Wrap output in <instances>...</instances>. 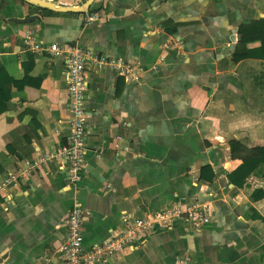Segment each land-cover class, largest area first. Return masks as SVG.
<instances>
[{
  "label": "crops",
  "instance_id": "1",
  "mask_svg": "<svg viewBox=\"0 0 264 264\" xmlns=\"http://www.w3.org/2000/svg\"><path fill=\"white\" fill-rule=\"evenodd\" d=\"M45 1L57 7L0 0V68L19 83L0 116V179L56 151L69 133L68 58L28 52L26 30L46 45L130 61L143 76L128 83L109 67L88 66L85 174L71 185L60 161L0 194V264L62 258L76 202L91 213L83 226L89 250L118 233L125 215L194 198L211 204V224L174 222L112 264H175L185 255L191 264H264V164L242 186L229 179L264 148V59H234L241 27L264 20V0H94L84 13L69 8L89 0ZM90 13L103 19L85 26ZM168 38L182 42L180 53L163 49Z\"/></svg>",
  "mask_w": 264,
  "mask_h": 264
},
{
  "label": "built area",
  "instance_id": "2",
  "mask_svg": "<svg viewBox=\"0 0 264 264\" xmlns=\"http://www.w3.org/2000/svg\"><path fill=\"white\" fill-rule=\"evenodd\" d=\"M103 19L99 13L87 14L83 19L84 25L89 26ZM23 45L28 52L41 55L48 54L51 60L63 55L68 58V91L70 97L69 110L71 119L69 133L65 143L56 151H47L32 161L26 162V168L7 173L0 179V194H5L16 188L23 180L29 179L33 171L49 164H58L66 161L68 165L69 183L76 186L85 174L86 169V129H87V69L88 66L97 69L109 67L128 83H139L142 80L143 70L130 61L122 58L105 56L100 53L84 50L77 45L60 47L57 44H43L36 29L26 30L22 38ZM163 49H176L179 53L183 49L180 40L168 38L163 43ZM165 62V57L160 56L153 66L158 70ZM90 211L75 203L67 219V233L65 242L59 252L62 258L51 261L52 264H112L116 257L126 250L137 245L139 241L157 230H167L174 222H182L200 230L212 222V206L209 202L194 198L185 206H170L153 215L145 217H132L125 215L121 230L110 239L95 245L93 248L84 249L83 226L86 216ZM45 264L49 259H41ZM189 255L180 257L175 264H191Z\"/></svg>",
  "mask_w": 264,
  "mask_h": 264
},
{
  "label": "trees",
  "instance_id": "3",
  "mask_svg": "<svg viewBox=\"0 0 264 264\" xmlns=\"http://www.w3.org/2000/svg\"><path fill=\"white\" fill-rule=\"evenodd\" d=\"M241 36L234 59L236 62L246 59H264V20L254 21L248 26L241 27ZM251 36V37H249ZM261 41V46L256 49H247L250 42ZM31 67L26 69L27 75ZM19 87L18 81L3 67L0 68V116L10 110L13 100V89ZM260 155L244 161L229 179L235 186H242L257 168L264 164V148L260 149Z\"/></svg>",
  "mask_w": 264,
  "mask_h": 264
},
{
  "label": "water",
  "instance_id": "4",
  "mask_svg": "<svg viewBox=\"0 0 264 264\" xmlns=\"http://www.w3.org/2000/svg\"><path fill=\"white\" fill-rule=\"evenodd\" d=\"M26 1H28V2H30V3H32V4H35V5H39V6H41V7H46V8H50V9H55L57 6H55V4H53V3H49V2H47V1H45V0H26ZM93 1L94 0H89V2L88 3H86L85 5H83V6H80V8H69L71 11H77V12H82V13H84V12H86L87 10H89L90 9V7H91V5H92V3H93ZM59 8H62V9H68L67 7H63V6H58ZM32 18H34V17H30V18H28V19H25V20H23L24 22H28L29 20H31Z\"/></svg>",
  "mask_w": 264,
  "mask_h": 264
}]
</instances>
